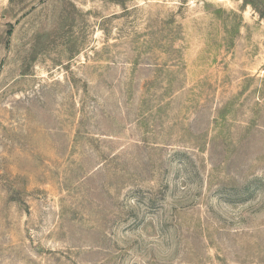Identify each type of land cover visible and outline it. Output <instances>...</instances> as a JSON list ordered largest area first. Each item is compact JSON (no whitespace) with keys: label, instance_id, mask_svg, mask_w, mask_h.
Segmentation results:
<instances>
[{"label":"rangeland","instance_id":"1","mask_svg":"<svg viewBox=\"0 0 264 264\" xmlns=\"http://www.w3.org/2000/svg\"><path fill=\"white\" fill-rule=\"evenodd\" d=\"M0 264H264V0H0Z\"/></svg>","mask_w":264,"mask_h":264}]
</instances>
